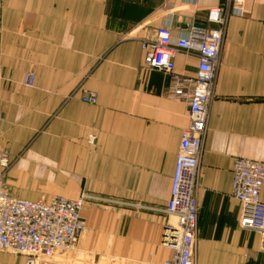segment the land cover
<instances>
[{
    "label": "crops",
    "instance_id": "crops-1",
    "mask_svg": "<svg viewBox=\"0 0 264 264\" xmlns=\"http://www.w3.org/2000/svg\"><path fill=\"white\" fill-rule=\"evenodd\" d=\"M220 2L0 0V149L11 159L0 190L93 199L62 264H171L163 208L188 106L169 97L164 74L141 69V43L167 24L173 36L211 27L207 10ZM174 63L192 76L198 58L179 53ZM89 92L95 104L81 101ZM202 147L194 263L264 264L231 195L235 158L264 163V0H246L244 15L226 20ZM9 257L0 252V264Z\"/></svg>",
    "mask_w": 264,
    "mask_h": 264
},
{
    "label": "built area",
    "instance_id": "built-area-1",
    "mask_svg": "<svg viewBox=\"0 0 264 264\" xmlns=\"http://www.w3.org/2000/svg\"><path fill=\"white\" fill-rule=\"evenodd\" d=\"M246 0H221L207 10L211 27L190 24L183 33L172 35L170 25L159 26L152 38L142 41L141 69L158 71L168 78V95L188 106L189 123L182 130L169 198L163 213L173 222L161 236L162 244L173 252L171 264H195L197 236V203L195 191L201 177L200 159L206 133L208 109L215 86L224 28L229 16L244 15ZM195 54L198 63L194 75L175 72L177 54ZM1 78V68H0ZM33 75L25 77L31 86ZM81 101L95 104L97 95L85 93ZM93 140V137L91 138ZM10 155L0 149V168L7 169ZM264 186V163L235 158L232 169L231 195L239 202V225L256 232L264 250V202L260 192ZM88 200L86 193L75 199L53 195L30 201L12 197L0 190V252L21 256L23 264H62L77 248L85 230L81 210Z\"/></svg>",
    "mask_w": 264,
    "mask_h": 264
},
{
    "label": "rangeland",
    "instance_id": "rangeland-1",
    "mask_svg": "<svg viewBox=\"0 0 264 264\" xmlns=\"http://www.w3.org/2000/svg\"><path fill=\"white\" fill-rule=\"evenodd\" d=\"M9 257V260L11 261L12 264H14L13 262H16V260L21 261V263L23 264V259L21 256L13 254V253H9V252H1Z\"/></svg>",
    "mask_w": 264,
    "mask_h": 264
}]
</instances>
